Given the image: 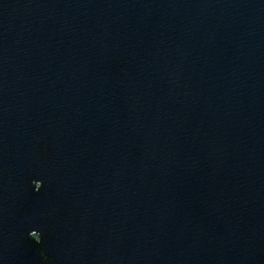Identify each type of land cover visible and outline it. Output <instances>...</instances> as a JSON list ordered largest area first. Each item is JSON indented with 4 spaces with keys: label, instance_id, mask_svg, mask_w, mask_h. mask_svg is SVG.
I'll list each match as a JSON object with an SVG mask.
<instances>
[{
    "label": "water",
    "instance_id": "95a60500",
    "mask_svg": "<svg viewBox=\"0 0 264 264\" xmlns=\"http://www.w3.org/2000/svg\"><path fill=\"white\" fill-rule=\"evenodd\" d=\"M0 264H264V0H0Z\"/></svg>",
    "mask_w": 264,
    "mask_h": 264
}]
</instances>
